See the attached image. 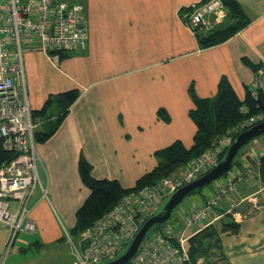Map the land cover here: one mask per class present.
Wrapping results in <instances>:
<instances>
[{
  "label": "crops",
  "instance_id": "obj_1",
  "mask_svg": "<svg viewBox=\"0 0 264 264\" xmlns=\"http://www.w3.org/2000/svg\"><path fill=\"white\" fill-rule=\"evenodd\" d=\"M205 1L78 0L88 26L82 51L68 52L55 63L41 51L22 49L23 82L17 77L15 84L21 91L24 86L31 111L59 93L79 92L54 133L45 142H35L37 174L46 190L44 195L38 186L31 200L30 217L40 236L35 248L63 238L57 219L70 229L75 224V212L89 195L78 173L80 157L90 164L93 178L116 180L130 189L154 168L156 150L174 141L191 147L196 127L188 116L193 108L190 85L198 97L211 98L225 77L240 100L245 87H252L256 73L241 59L264 69V0H235L250 16V23L227 41L201 49L180 10L201 7ZM225 21L226 16L214 28ZM159 109L167 113L168 122L157 116ZM59 110L53 102L46 117L35 120L34 133L53 126ZM236 158L246 169L233 171L237 176L233 197L244 199L236 208L239 229L219 231L232 220L230 215L216 221L219 249L211 261L264 264V200L255 198L261 204L253 210L254 199L247 198L252 186L259 184L258 192L264 190L256 166L248 167L259 157L242 152ZM226 204L221 200L220 208Z\"/></svg>",
  "mask_w": 264,
  "mask_h": 264
},
{
  "label": "built area",
  "instance_id": "obj_2",
  "mask_svg": "<svg viewBox=\"0 0 264 264\" xmlns=\"http://www.w3.org/2000/svg\"><path fill=\"white\" fill-rule=\"evenodd\" d=\"M225 16L221 0H206L187 15L188 26L205 33ZM87 27L84 9L76 2L0 0V139L4 149L14 153L13 159L0 167V226L12 231L10 243L19 232L33 233L36 230L30 217L31 200L35 189L41 187L34 141L36 123L24 86L21 91L15 84L17 77L23 82V45L41 51L56 63L58 52L75 53L85 48ZM250 90L254 96L258 93L264 96V69L255 74ZM241 112L246 114L247 108L243 107ZM263 120L264 109L248 116L233 132H241ZM232 141L233 135L228 132L199 157L156 184L124 195L110 211L80 234L81 246L68 238L73 264L104 263L119 256L140 226L158 211L164 201L179 187L212 169L218 163L220 153ZM230 172L227 182L219 183L205 201L185 211L179 209L172 222L167 220L150 231L139 244L131 264H193L189 255V241L193 237L214 226L225 215H230L234 222L240 219L236 208L244 199H234L233 182L237 176ZM42 189L45 195L46 190ZM223 199L227 202L225 209L220 208ZM257 207L255 202L254 208ZM196 264H201V260Z\"/></svg>",
  "mask_w": 264,
  "mask_h": 264
},
{
  "label": "trees",
  "instance_id": "obj_3",
  "mask_svg": "<svg viewBox=\"0 0 264 264\" xmlns=\"http://www.w3.org/2000/svg\"><path fill=\"white\" fill-rule=\"evenodd\" d=\"M221 1L226 11V21L223 26L212 28L205 33L198 28L191 29L196 38L198 47L201 49L213 47L227 41L237 32L244 29L251 21L250 16L237 1ZM192 11L193 8L180 10V17L187 25V15ZM66 53L68 52H58L59 60L67 57ZM241 61L254 73L260 70L261 65L253 64L246 58H242ZM187 91L193 103V108L189 110L188 116L196 127L191 147L185 148L180 141H174L170 145L156 150L154 152L156 165L151 171L142 175L135 182L134 187L123 189L116 180L93 178L91 176L90 164L84 158L80 157L78 161V173L81 182L89 190V195L75 212V224L68 231L70 239L73 236L80 237V234L85 229L91 226L102 215L110 211L124 195L131 191L139 190L144 186L156 184L176 169L182 167L192 159L199 157L229 129L238 126L247 119L248 116L256 114L264 109V96L261 93L254 96L251 94L250 88L245 87L244 98L240 100L225 77L220 78L217 85V92L211 98L198 97L192 85L188 87ZM78 95L79 92L76 89L59 93L53 98H48L41 109L31 112L32 119L35 121L36 119H44L46 117L47 110L53 102L60 108V114L57 116L53 126L46 131L34 133L35 142H45L54 133L58 125L67 115L69 107L77 99ZM243 107L247 108L246 114L241 112ZM157 116L165 122L169 121V116L162 109L157 111ZM246 129L241 130V132ZM239 133H237L233 139ZM224 153L225 150L220 153L218 161L223 158ZM13 157L14 153L5 150L3 147V140L0 139V167L10 162ZM236 157L232 162L231 168L221 177L228 175L229 171L234 167L237 169L239 168L242 172L246 170L242 169ZM255 166L258 181L264 185V153L258 158L255 164L250 166V168ZM195 192L197 191L192 193ZM156 227L157 226L153 227V229ZM238 229V223H235L233 220H228L221 225L219 231L223 233H237ZM219 231L215 226H211L201 231L189 241V255L193 264H196L199 260H201V264H213L211 258L215 255L216 250L218 251L219 249ZM59 241L63 242L64 237ZM31 245L34 246V244ZM126 264H131V262L129 261Z\"/></svg>",
  "mask_w": 264,
  "mask_h": 264
},
{
  "label": "rangeland",
  "instance_id": "obj_4",
  "mask_svg": "<svg viewBox=\"0 0 264 264\" xmlns=\"http://www.w3.org/2000/svg\"><path fill=\"white\" fill-rule=\"evenodd\" d=\"M66 1L78 2V0H66ZM26 49H29L27 47V45H23V50H26ZM23 56H24V54H23ZM236 127L237 126L232 127L226 133L231 132L233 137H234L237 133H239V132H233V130ZM221 137H219V138H221ZM242 152H247L248 155L252 158L262 156V154L264 153V134L252 139L247 144H245L239 150L238 155ZM248 165H249L248 167L250 168V166L253 165L252 161H249ZM250 170H253V169L250 168ZM230 171L229 172L231 174L232 173L235 174L233 172L234 168ZM250 174H251V176H253L254 171H252ZM227 177H228V175H224L223 177H219L217 180H215L212 183L204 186L203 188H201L197 192L192 193V194L188 195L187 197H185L182 200V202L179 203V205H177V207L172 211L171 217H170V219H168V222H172V219L174 218V216L177 215L176 213L179 209H182L184 211L190 209V207H193L197 203L196 201L201 202L202 197L205 198V200H206V198L209 195H212V193H213L212 189L214 187H216L219 183L223 184V183L227 182ZM259 188H260L259 184L252 186L251 187V189H252L251 195H249L247 197L249 199H254V203L256 202V206H257L258 202L260 203V201H258L255 198L259 197L261 199V201L264 200V190L261 192H258ZM36 193H35V195H36ZM35 195H34V197H35ZM167 200L168 199H166L164 201V203ZM32 202H33V200H32ZM164 203L158 209L159 211L164 206ZM253 210H255V208H253ZM48 223L50 224V221H48ZM56 225H58L59 227L60 226L64 227V228L63 227L61 228L62 229L61 235H62V237H64V241L63 242L62 241L61 242L60 241L59 242L54 241L55 243L54 242L50 243L52 245L47 244V246L41 247V248H35L33 245H31L36 240L40 239V236L38 235L39 234L38 229H36V231L33 233L19 232L16 235L15 239H13L12 242L10 243V241L13 237L12 231L7 227L0 226V264H72L73 257H72V253H71L70 243L68 241V238L70 237V235L68 234L70 227H68L63 222H60L58 219H57ZM72 238H71V240L73 243L80 245V243H79L80 237L73 236ZM216 252H217V250H216Z\"/></svg>",
  "mask_w": 264,
  "mask_h": 264
},
{
  "label": "water",
  "instance_id": "obj_5",
  "mask_svg": "<svg viewBox=\"0 0 264 264\" xmlns=\"http://www.w3.org/2000/svg\"><path fill=\"white\" fill-rule=\"evenodd\" d=\"M264 134V120L248 127L239 133L232 143L225 150L223 158L205 174L201 175L194 181L184 184L174 191L164 203L162 209L149 217L135 233L125 250L111 261L98 264H126L135 255L139 244L143 238L153 229L168 219H170L172 211L182 202V200L194 191H198L204 186L212 183L226 173L232 166V162L239 150L252 139Z\"/></svg>",
  "mask_w": 264,
  "mask_h": 264
}]
</instances>
